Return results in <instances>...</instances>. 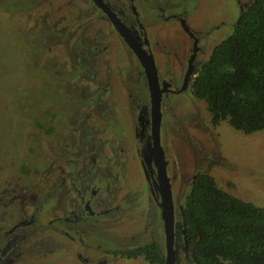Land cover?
Instances as JSON below:
<instances>
[{"label":"flooded vegetation","instance_id":"af4514ba","mask_svg":"<svg viewBox=\"0 0 264 264\" xmlns=\"http://www.w3.org/2000/svg\"><path fill=\"white\" fill-rule=\"evenodd\" d=\"M44 1L38 0L39 3ZM47 4L40 19L46 24V36L53 34L56 42L66 39V46L62 44L64 49L79 51L76 58L62 56L60 61H76L62 63V77L80 83V99L76 103L86 104V120L94 110L103 119L115 118L122 122H125L126 112L129 113L127 125L132 131L135 156L143 173L140 177L145 183L140 192L145 194L148 205L144 211L142 207H136L135 201H125L120 196L95 203V197L105 183L91 174L87 176L90 178L88 199L80 201L75 196L74 199L58 200L67 194L64 185L67 182L72 185L75 181L76 169L67 175L52 173L46 168L42 175L29 178L33 182L26 184L29 179L21 181L23 185L19 191L3 189L8 201L0 198V264H44L46 254L33 240V237H42L37 233L30 237L28 229L45 219H53L61 209L59 204L65 200H68L69 213L59 216L62 224L57 230L58 237L64 242L60 246L63 256L70 254L85 264L89 261L87 256H91L95 264H101L107 258L128 264H201L186 236L185 209L198 177L213 175L211 170L201 169L185 174L178 154L182 153L184 160L191 152H197L204 169H211L210 162L216 163L215 157L203 146L202 139H195L191 131L196 134L193 125H198L201 132L208 130L207 116L198 103L203 100L193 93L192 85L217 45L208 50L201 46L200 36L192 32L185 21V11L179 5L175 6L176 3L170 5L162 0H47ZM238 5L240 18L236 26L249 4L238 0ZM51 6L56 11H67L58 14L62 26L52 22L55 12L48 10ZM169 22L178 24L185 33L182 40L172 42L167 38L163 26ZM83 31L88 33L86 42ZM78 36L82 41L75 45L74 39ZM113 37L119 43L112 47L108 39ZM96 52L99 56L94 58ZM48 107L47 122L37 123L36 128L53 143L62 141L57 126L67 124L63 118L70 111L63 114L52 103ZM210 121L212 123V117ZM220 124L212 123L215 127ZM84 125L92 131L99 128L95 122ZM73 128L65 139L70 143L73 142ZM172 129L179 130L180 134L173 133ZM80 135L84 136L80 132L77 137ZM116 141L111 135L107 142L115 145ZM68 147L72 153L74 147ZM90 158L94 160L92 156ZM117 159L111 168L121 171V176L112 188L118 193L133 192V186L126 180L128 175L121 168L122 157ZM22 173L29 176L25 168ZM122 177L129 186L124 187ZM169 198L174 217L170 252L164 219V206ZM156 212L160 223L155 226ZM127 224L135 226L126 229ZM48 229L54 235L53 228ZM121 230L123 235L120 237ZM129 236L132 237L128 240ZM119 237L122 246L118 245Z\"/></svg>","mask_w":264,"mask_h":264},{"label":"rangeland","instance_id":"374dc122","mask_svg":"<svg viewBox=\"0 0 264 264\" xmlns=\"http://www.w3.org/2000/svg\"><path fill=\"white\" fill-rule=\"evenodd\" d=\"M162 1L170 5L176 3L175 6L179 5L185 11L183 15L187 25L193 33L200 36L201 46L207 50L226 40L233 33L240 18L238 0ZM241 1L248 5L255 0ZM47 5V0L44 3H39L38 0H0V198L8 201V195L4 194L3 189L19 191L23 185L21 181L42 175L46 168L51 169L52 173L67 175L76 169L73 179L75 181L72 185L69 182L64 185L67 194H63L58 200L74 199L75 196L80 201L88 199L90 178L87 176L91 174L93 178L101 179L105 183L96 195L95 203L104 198L109 200L120 196L125 201H135L136 207H142L145 211L147 198L140 192L145 183L140 177L143 173L135 156L130 136L132 131L127 125V121L130 122L129 113L126 112L125 122H122L115 118L103 119L94 110L92 116L86 120V104L82 101L76 103L77 99H80V83L76 80H64L62 77V63L76 62L73 59L78 56L79 51L76 53L64 49L62 44L67 43L66 39L56 42L53 34L46 36V24L40 19L41 15L45 14ZM48 10L55 12L52 13L54 25L62 26L58 14L63 15L67 11H56L54 6L48 7ZM163 29L172 42L182 40L186 36L175 23H166ZM82 33L85 35L83 41L86 42L88 33ZM80 41L82 40L79 36L75 38V45ZM108 41L112 43V47L119 43L115 37L109 38ZM82 52L80 49V54ZM69 55L73 59L60 61L62 56ZM98 56L97 52L93 54L94 58ZM52 71L54 75H51ZM49 103L63 114L70 111L69 115L63 118L67 124L57 126L59 139L62 141L55 143L36 128L37 123L47 122ZM198 103L207 116L208 130L202 129L201 132L197 129L198 125H193L196 134L190 128L188 130L195 139H202L203 146L210 152V156L215 157L216 163L210 162L211 169H204L197 152H191L184 160L182 153H179L183 172L189 174L191 171L197 172V169L205 172L211 170L210 174L217 180L219 187L264 208V131L246 135L233 129L227 122L215 127L209 123L211 117L205 103ZM191 112L195 113L193 110ZM88 122L97 123L99 128H95V131L88 130L84 125ZM72 127L73 142L70 143L65 139L67 134L70 135ZM80 132L84 136L77 137ZM172 132L180 134L177 129H172ZM111 135L117 140L115 145L107 142ZM68 146L74 147L72 153ZM118 157H122L121 168L128 175L126 180L133 186V192L118 193L112 188V185L117 183V177L121 176V171H113L111 168L118 161ZM53 160L55 164H51ZM24 168L29 176L22 173ZM19 178L21 180H18ZM122 178L125 187L128 183ZM30 182L33 181L29 179L26 184ZM59 206L61 209L53 219H45L41 224L30 227L28 233L30 237L35 233L42 237H33V240L46 254L44 264H85L77 257L70 254L63 256L60 253V246L62 247L64 242L57 234L58 225L62 224L59 216L69 213L68 200L62 201ZM159 223L160 217L156 212L155 226ZM133 226L135 225L127 224L125 228L130 229ZM48 227L53 228L54 235L49 232ZM128 233L131 231L128 230ZM122 235L121 230L120 237ZM120 237L118 245L122 246ZM131 237L129 236L128 240ZM51 248L52 252L49 251ZM87 258V264H95L91 256ZM101 264L128 263L107 258Z\"/></svg>","mask_w":264,"mask_h":264},{"label":"trees","instance_id":"16d2710c","mask_svg":"<svg viewBox=\"0 0 264 264\" xmlns=\"http://www.w3.org/2000/svg\"><path fill=\"white\" fill-rule=\"evenodd\" d=\"M212 123L244 134L264 131V0L245 9L233 33L211 52L192 85ZM185 229L201 264H264V208L201 175L189 195Z\"/></svg>","mask_w":264,"mask_h":264},{"label":"water","instance_id":"95a60500","mask_svg":"<svg viewBox=\"0 0 264 264\" xmlns=\"http://www.w3.org/2000/svg\"><path fill=\"white\" fill-rule=\"evenodd\" d=\"M164 219L166 223V232H167V238H168V244H169V252L170 247L173 242L174 238V230H173V223H174V217H173V205L172 200L169 198V202L167 200V204L164 206ZM170 259V258H169Z\"/></svg>","mask_w":264,"mask_h":264}]
</instances>
